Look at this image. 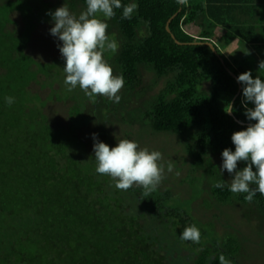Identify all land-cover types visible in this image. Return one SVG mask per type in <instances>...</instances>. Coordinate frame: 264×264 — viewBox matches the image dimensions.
<instances>
[{
	"label": "trees",
	"instance_id": "trees-1",
	"mask_svg": "<svg viewBox=\"0 0 264 264\" xmlns=\"http://www.w3.org/2000/svg\"><path fill=\"white\" fill-rule=\"evenodd\" d=\"M37 1L0 0V264H220L221 255L238 264L239 240L214 231L224 213L212 214L205 224L195 216L194 204L203 198L207 209L225 212L245 205L247 212L264 218V195L257 193L249 203L246 193L213 187L224 180L217 159L225 148L235 150L232 134L254 123L244 115L242 91L233 106L235 118L226 111L240 92L231 73L237 77L251 71L253 78L264 79L259 68L264 0H187L183 5L136 0L131 20L121 19L122 9H115L116 15L105 21L118 49L104 57L123 75L124 91L141 88V68L167 79L141 122L152 133L182 141L181 161L186 154L192 168L179 181L186 196L172 193L168 185L149 196L140 187L117 190L109 176L96 173L93 144L80 137L83 127L99 126V135L105 136L110 116L126 120L127 114L140 113L110 110L113 102L100 96L92 100L78 87L69 92L55 64H41L29 54L37 28L33 21L41 17ZM77 1L86 6L85 0H61L47 6L43 19L51 20L49 12ZM35 85L50 88V94L43 96ZM8 96L14 98L11 105L5 102ZM54 101L70 104L69 125L55 128L46 116V106ZM193 224L201 233L199 243L180 240Z\"/></svg>",
	"mask_w": 264,
	"mask_h": 264
},
{
	"label": "clouds",
	"instance_id": "clouds-1",
	"mask_svg": "<svg viewBox=\"0 0 264 264\" xmlns=\"http://www.w3.org/2000/svg\"><path fill=\"white\" fill-rule=\"evenodd\" d=\"M186 2L177 0L181 5ZM85 3L86 9L79 14L70 11L66 3L48 13L53 25L49 29L50 34L62 42L57 47L65 61L64 84L69 92L78 87L92 100L100 96L119 103L124 77L122 74L114 75L111 65L104 59L106 52L114 53L118 49L117 41L106 34L108 24L105 21L116 15L115 9H122L121 19L131 20L138 4L136 0L128 4H122V0H85ZM259 68H264V62ZM237 81L242 85L244 115L254 123L232 134L235 150L225 148L222 151L219 172L222 175L226 170L232 176L230 184H227L228 191L246 193L244 199L250 203L257 193L264 195V79L259 76L253 78L252 72L246 71L237 76ZM5 102L11 105L14 98L5 97ZM248 103L253 107H247ZM232 111L229 106L226 112ZM93 140L95 171L109 176L117 190L140 187L143 194L149 196L165 178V171L173 172L172 162L167 163L166 169L161 163V152L141 149L136 141L121 139L110 148L99 141L95 133ZM238 162L246 166L237 170ZM227 182L216 181L213 187L223 190ZM200 236L199 228L193 224L184 228L179 239L199 243ZM219 261L220 264H229L223 255Z\"/></svg>",
	"mask_w": 264,
	"mask_h": 264
},
{
	"label": "rangeland",
	"instance_id": "rangeland-1",
	"mask_svg": "<svg viewBox=\"0 0 264 264\" xmlns=\"http://www.w3.org/2000/svg\"><path fill=\"white\" fill-rule=\"evenodd\" d=\"M60 1L61 0H41V2L37 1L35 3L36 13L40 14L41 17L40 20L34 19L33 21L37 28L31 35V42L28 46V52L41 64H55L56 70L54 72L63 74V67L65 63L57 47V45L62 42L50 34L49 29L53 26L52 21H46L43 19L45 17L44 14L47 6H51L52 4H56ZM83 4L84 3L77 1V4H69L67 7L70 11L79 14V12L86 9V6ZM23 19L24 18H21L20 16L18 17L20 23L24 22ZM104 59L106 60L105 57ZM109 65H111L113 69V74L118 75L115 69V64L110 62ZM141 70L143 73V83L141 88L137 90L138 92L124 91L125 88L122 87L119 92V95L121 96L120 102L114 104L111 103L108 106V109L110 110H124L126 112L139 111L140 115L129 118V115L127 114L126 120H120V117L117 115L110 116L111 123L105 124V126H107L106 129L109 131L108 135H99L98 130L101 127H96L94 124H90L89 126L83 127L80 137L84 139L85 142L89 143V145H91L94 144L93 134L95 133L99 141L114 147L119 140L128 139L136 141L141 149L147 148L150 151L156 150L161 152L163 157L161 163L164 164L165 169L167 168L168 162H172L174 168L172 173H167V171H165V178L158 186V190L165 191L166 185H168V187H172L171 192L175 193L182 189L179 181L181 180V182H184V176L191 173V161L186 157V154L184 155V161H181L185 150L182 141L178 137L160 133L155 134L152 133L150 129L142 125L141 121L144 118L142 117L144 116V111H149L151 103L155 100L157 95L162 90H164L167 79L166 77H158L151 69L141 68ZM43 80L45 79H41V81ZM58 85L59 83H57L55 87ZM33 89L38 92L41 91L40 93L45 97L50 94V88L43 90L41 85H35L33 86ZM69 107V103H61L58 101H54V103H48L46 106V116L55 122V128L59 125L66 126L70 124ZM87 112L91 113L92 110L88 109ZM100 137H105V140L102 138L100 139ZM106 138L110 139L111 141L115 140L116 144L113 145ZM177 159L179 160L178 163H176ZM221 163L222 158L220 156V159H217V163H215V165L220 168ZM178 168L181 169V173L178 172ZM240 169H242V167L238 162L237 170ZM222 174L224 175V180L226 182L228 181L225 185L227 186V184H230L232 176H230L226 170ZM201 183L204 187L203 182ZM184 188H186V186ZM196 190L199 193L202 191L200 187H196ZM185 191L186 190L183 189L180 192L184 193L186 196ZM244 206L245 205H241V207H234V205H232L228 207L229 210L226 209L227 212H225L221 209H207L205 204L203 205V198L197 199L194 204V208L198 212L195 214V216L205 224L211 220L212 214L215 215L216 213H224L220 219L215 220L214 231H218L225 237L234 235L239 240V243L242 247V255L239 257L240 259L237 260L238 264H264V220H261L264 218L259 217V215L255 212H247ZM228 219L231 220L229 223ZM219 220L220 222H218ZM227 224L230 226L228 225L229 227L225 228ZM207 227L210 228L208 225ZM186 252L189 253L188 251Z\"/></svg>",
	"mask_w": 264,
	"mask_h": 264
},
{
	"label": "water",
	"instance_id": "water-1",
	"mask_svg": "<svg viewBox=\"0 0 264 264\" xmlns=\"http://www.w3.org/2000/svg\"><path fill=\"white\" fill-rule=\"evenodd\" d=\"M175 17H176V16H175ZM175 17H174V18H175ZM174 18H173V19H174ZM173 19H172V20H173ZM167 31H168L169 33H171V30H170L169 26L167 27ZM173 38L175 39L174 36H173ZM177 44L182 45V44L179 43V42H177ZM197 44H198V43H197ZM206 44H207L208 46H210V47L216 52V50H215L213 44H211V43H206ZM231 75L237 80V77H236L233 73H231ZM238 83H239V82H238ZM239 86H240V92L237 94V96L234 98V100H233V102H232V104H231V108H232V109H233V106H234V103H235L236 99L239 97V95L241 94V91H242V85H241V83H239ZM229 115H230L231 117L235 118L233 111L230 112ZM236 121L239 122L237 119H236ZM239 123H240V125H242V126L245 125V124H243V123H241V122H239Z\"/></svg>",
	"mask_w": 264,
	"mask_h": 264
}]
</instances>
